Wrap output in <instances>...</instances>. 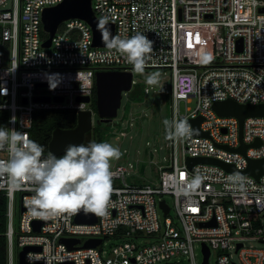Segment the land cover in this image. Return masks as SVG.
<instances>
[{
    "label": "built area",
    "instance_id": "obj_1",
    "mask_svg": "<svg viewBox=\"0 0 264 264\" xmlns=\"http://www.w3.org/2000/svg\"><path fill=\"white\" fill-rule=\"evenodd\" d=\"M63 1L0 0V127L27 132L31 139L39 110L76 115L91 110L95 123L92 98L99 70L134 75L115 49L94 45L92 26L80 18L60 23L52 45L43 46L49 38L44 10ZM92 8L98 19L114 23L115 36L139 32L154 42L145 69L171 70L170 120L185 118L193 127L191 120L202 117L200 129L208 135L169 140L159 184L129 183L126 167L111 169L121 185L113 186L107 214L97 216L95 223L77 222L76 214L43 221L37 231L34 224L42 220L33 219L25 205L34 193L0 189L7 198L8 264H19V253L27 246L40 247L26 254L30 264H202L198 248L202 251L204 243L211 264H264V249L246 246L251 239L264 243V174L256 178L241 173L251 183L239 191L227 183L235 172L213 163L190 167L187 162L188 157L215 158L243 171L250 160L264 158V116L247 117L241 129L238 117L221 116L213 108L228 99L264 104V0H92ZM52 74H59L55 89L49 87ZM43 83L47 86H39ZM181 101L195 102V107L182 114ZM243 144L248 146L245 153L238 150ZM8 155L0 151V159ZM197 169L205 175L197 193L177 196L173 178L190 179ZM167 197L173 199L181 228L167 217ZM212 221L216 225H208ZM64 238L79 242L70 248ZM91 239L101 242L85 247Z\"/></svg>",
    "mask_w": 264,
    "mask_h": 264
},
{
    "label": "clouds",
    "instance_id": "obj_2",
    "mask_svg": "<svg viewBox=\"0 0 264 264\" xmlns=\"http://www.w3.org/2000/svg\"><path fill=\"white\" fill-rule=\"evenodd\" d=\"M99 30L107 47L122 55L132 65L134 73L143 75L154 42L139 32L131 37H113L106 20L99 22ZM58 76H49L50 89L57 87ZM159 77V72L151 73L146 83L155 85L159 83ZM163 124L168 140L188 139L197 134L185 118L165 119ZM5 150L9 155L7 159H0V189L34 193L25 201L33 219H66L81 212L98 217L107 214L113 192L111 162L123 155L118 147L90 141L88 144H69L59 158L52 153L45 156L44 146L31 139L27 132L0 127V151ZM204 179L205 175L197 169L190 179L173 178L171 188L177 196L191 197ZM227 183L233 190L244 191L251 181L235 172L227 178ZM29 260L32 261L31 255Z\"/></svg>",
    "mask_w": 264,
    "mask_h": 264
},
{
    "label": "water",
    "instance_id": "obj_3",
    "mask_svg": "<svg viewBox=\"0 0 264 264\" xmlns=\"http://www.w3.org/2000/svg\"><path fill=\"white\" fill-rule=\"evenodd\" d=\"M264 11V10H263ZM72 18H80L87 21L94 32V45L99 47H106L107 45L102 40L101 31L99 30L100 19L95 15L92 8V0H64L62 3L46 8L43 13V24L45 31L49 32V38L43 43L44 47L52 45L53 37L60 23ZM107 28L111 35L115 37L114 23L107 22ZM133 72L123 70H99L96 73V106L97 110L94 114H98L101 122L110 123L118 116V110L122 105L123 93L129 92L133 87ZM39 86H47V84H39ZM80 101H91L90 97H80ZM38 101H49L48 97H37ZM62 101V98H60ZM26 101V100H25ZM214 110L221 116H236L240 120L241 129L244 120L250 116H264V104H240L235 100L228 99L225 101H218L213 105ZM202 117L192 119L193 128L197 130L196 135H208L201 131L200 123ZM93 112L91 110L80 111L77 114V124L73 128H56L53 131L52 139L49 143V151L55 156H62L65 153L66 147L69 144H85L86 135L93 130ZM259 143V142H258ZM256 143V145L258 144ZM247 145L243 144L238 150L245 153ZM47 156V153H44ZM188 165L192 167L197 163H213L219 165L229 171L240 172L244 174L253 175L259 178L264 174V158L258 160H250L249 166L243 170L238 171L233 164L225 163L215 158L206 157H188ZM161 206L165 212L168 213L169 206L165 201L161 202ZM26 208H22L24 211ZM77 222L95 223L97 216L93 214L85 215L82 212L76 216ZM43 221L35 222V230L39 231ZM208 225H216L212 221ZM70 248L73 244L79 242V239H62ZM101 242L100 239H91L85 243V247H95ZM242 246L241 243L238 245ZM30 250H40L38 246H27L19 253V264H30L26 261V254ZM203 262L202 264L210 263V248L204 243L202 247ZM40 264V263H35ZM61 264H74L73 262H66Z\"/></svg>",
    "mask_w": 264,
    "mask_h": 264
},
{
    "label": "rangeland",
    "instance_id": "obj_4",
    "mask_svg": "<svg viewBox=\"0 0 264 264\" xmlns=\"http://www.w3.org/2000/svg\"><path fill=\"white\" fill-rule=\"evenodd\" d=\"M154 72L160 73L159 83L149 85L146 83L147 76ZM134 79L136 83L130 92L123 93L118 116L112 122H101L98 114L94 115L96 120L93 128L97 127L98 132L97 135L93 133V130L89 132L86 135L85 144L90 141L107 142L118 147L123 155L119 160L111 162V169L118 165L126 167L127 182L159 184L160 167L168 163L170 153L169 140L165 138L163 121L170 120L172 115L171 70L165 68L145 69L143 75L134 73ZM187 107L193 109L195 102L186 104L185 101H181L182 114L188 112ZM69 112L65 115V122H69L73 118L74 113ZM181 157L182 151H180ZM115 185H121V182L113 180V186ZM167 200L171 205V212L167 217L173 218L174 224L181 228V223L176 217L173 199L167 197ZM20 217L19 213L17 220ZM164 219L165 216L161 215L163 223ZM246 246L264 249V243L257 239L247 241ZM198 253L199 258L202 259L201 248H198ZM232 256L234 260H239V256L235 252ZM214 261L215 256L212 257V263ZM168 264L175 263L169 262Z\"/></svg>",
    "mask_w": 264,
    "mask_h": 264
},
{
    "label": "trees",
    "instance_id": "obj_5",
    "mask_svg": "<svg viewBox=\"0 0 264 264\" xmlns=\"http://www.w3.org/2000/svg\"><path fill=\"white\" fill-rule=\"evenodd\" d=\"M130 92V91H129ZM130 94V93H129ZM92 108L97 110L96 89L92 98ZM69 111L62 110H39L36 112L34 126L32 128V139L44 146V153L49 152V143L52 139L53 131L56 128H73L77 124V115L74 114L69 122H65V115ZM97 127L93 128V133L97 135ZM58 156L57 158H59ZM7 198L4 193H0V264H8L7 261Z\"/></svg>",
    "mask_w": 264,
    "mask_h": 264
}]
</instances>
